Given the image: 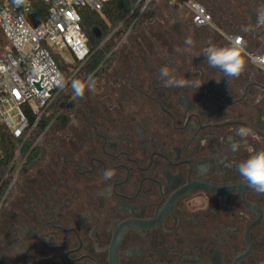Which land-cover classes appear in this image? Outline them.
<instances>
[{
  "label": "flooded vegetation",
  "instance_id": "1",
  "mask_svg": "<svg viewBox=\"0 0 264 264\" xmlns=\"http://www.w3.org/2000/svg\"><path fill=\"white\" fill-rule=\"evenodd\" d=\"M201 1L208 27L157 0L104 41L88 75L92 50L77 79L94 90L73 93L65 122L50 127L0 203V264L264 261V195L238 172L264 151V73L241 53L244 71L226 78L205 56L233 36L260 47L264 0ZM165 66L201 87L165 86ZM241 127L251 134L241 138Z\"/></svg>",
  "mask_w": 264,
  "mask_h": 264
},
{
  "label": "built area",
  "instance_id": "2",
  "mask_svg": "<svg viewBox=\"0 0 264 264\" xmlns=\"http://www.w3.org/2000/svg\"><path fill=\"white\" fill-rule=\"evenodd\" d=\"M108 1L25 0L17 6L15 0H0V195L3 194L0 203L37 147L39 141L32 139L42 117L69 83L55 56L61 57L67 51L80 67L87 63L92 47L81 26L83 11L100 13ZM155 1L139 0L135 7H140L138 18ZM169 4L186 7L197 27L211 24L209 13L197 2L169 0ZM229 41H239L241 53L264 73V67L250 58L264 56V43L252 50L241 36L230 37ZM6 136L14 143L7 164ZM31 142V150L27 152V144Z\"/></svg>",
  "mask_w": 264,
  "mask_h": 264
},
{
  "label": "clouds",
  "instance_id": "3",
  "mask_svg": "<svg viewBox=\"0 0 264 264\" xmlns=\"http://www.w3.org/2000/svg\"><path fill=\"white\" fill-rule=\"evenodd\" d=\"M17 6L25 3V0H15ZM144 11V9H141ZM259 18L264 20V12L259 14ZM187 45H191L192 41L190 38L185 40ZM205 56L207 58V64L211 68L219 69L224 73L226 78L228 77H239L244 71L245 60L242 58L240 51L239 41L231 42L230 45L224 47H208ZM253 63H256L260 67H264V56H250ZM160 76L164 79L165 86L187 88L192 87L198 89L202 83L199 80L188 81L185 79H177L171 75L168 67H162L160 69ZM63 86V81H61ZM90 91L94 90L95 82L89 78L88 82H82L78 79L72 81V89L74 98H83L85 88ZM241 138H246L251 134V129L241 127L237 133ZM240 147V143L234 142L231 145L233 152L237 151ZM238 172L243 177L244 181L248 183L250 188L259 194L264 195V151H259L247 160L241 162L238 166ZM115 175L114 170H106L104 172V179L110 180ZM259 264H264V261H260Z\"/></svg>",
  "mask_w": 264,
  "mask_h": 264
},
{
  "label": "trees",
  "instance_id": "4",
  "mask_svg": "<svg viewBox=\"0 0 264 264\" xmlns=\"http://www.w3.org/2000/svg\"><path fill=\"white\" fill-rule=\"evenodd\" d=\"M189 1L196 2V0ZM138 2L139 0H109L100 13L92 12L90 10L83 11L81 26L90 40L93 53H95L93 61H95L96 63V66H94L90 70L88 75H90L94 71L97 65L101 63L105 57L104 53L98 50L100 46L104 43V41L114 32H120L123 28H131L134 22L137 20L140 7L136 9L135 7ZM153 6L154 3L150 4L147 10H149V8H152ZM94 31H101L103 33L102 39L98 40L96 38V35L94 34ZM55 58L65 75L64 61L61 57L55 56ZM90 64L91 62L89 64L87 62L84 65V68H87ZM76 67L80 68V64H76ZM68 102L69 97L63 98L58 96L55 99V101L48 108L46 114L42 117L40 123L38 124L35 135L32 139L33 142L37 140L49 126L54 127L57 124H63L65 122V118L62 112L64 109H66ZM31 122L32 124L34 123L33 117H31ZM31 147L32 142L27 144L26 151L29 152L31 150ZM13 148L14 143L12 139L10 138V136H6L4 160L5 164H7L12 158ZM39 154L40 148H34L30 154L29 161H32L33 159L37 158ZM2 196L3 194L0 195V198Z\"/></svg>",
  "mask_w": 264,
  "mask_h": 264
},
{
  "label": "rangeland",
  "instance_id": "5",
  "mask_svg": "<svg viewBox=\"0 0 264 264\" xmlns=\"http://www.w3.org/2000/svg\"><path fill=\"white\" fill-rule=\"evenodd\" d=\"M161 1V0H160ZM196 2H199L200 4L204 5L206 7V5L204 4V2H202L201 0H196ZM156 10V8H153L152 10H150L148 13H153ZM208 10V9H207ZM209 11V10H208ZM210 12V11H209ZM240 35V34H238ZM62 60L64 61V72H65V78L66 80H69L68 85L65 87V89L59 94L60 97L63 98H67L69 97V99L72 97L73 95V89H72V81L77 79L78 77H84L85 76V69H81L78 71L79 67H76V62L74 60V58L67 52L65 51L62 56H61ZM63 113V112H62ZM63 114H66L65 112ZM54 130V128L52 129V131ZM51 131V132H52ZM50 132V133H51ZM49 136L46 135V138ZM46 138H42L41 140H36L39 141L37 143V145L39 146L40 144L43 143L44 140H46ZM44 139V140H43Z\"/></svg>",
  "mask_w": 264,
  "mask_h": 264
},
{
  "label": "water",
  "instance_id": "6",
  "mask_svg": "<svg viewBox=\"0 0 264 264\" xmlns=\"http://www.w3.org/2000/svg\"><path fill=\"white\" fill-rule=\"evenodd\" d=\"M263 26H264V20H263ZM262 36H263V39H264V30L262 31ZM246 186H247V187H250V186L248 185V183L246 184Z\"/></svg>",
  "mask_w": 264,
  "mask_h": 264
}]
</instances>
